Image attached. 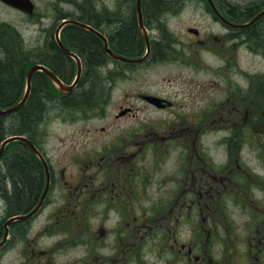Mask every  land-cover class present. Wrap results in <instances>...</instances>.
<instances>
[{"label":"flooded vegetation","instance_id":"af4514ba","mask_svg":"<svg viewBox=\"0 0 264 264\" xmlns=\"http://www.w3.org/2000/svg\"><path fill=\"white\" fill-rule=\"evenodd\" d=\"M31 1V11L16 8L4 0H0V8L14 12L21 20L54 22L70 18L87 21L108 38L115 51L126 50L118 39L122 32L132 31L136 39L129 49L138 54L134 57L146 50L145 35L138 21L137 0H80L79 3L65 0L68 8L78 5L80 11L74 13L65 9L58 14L54 13L56 0ZM170 1L141 0L151 51L146 60L131 63L135 68L167 58L166 48L163 52L156 51L154 43L162 38L167 40L164 30L160 35L164 23L160 24L158 17ZM260 21L254 24L259 23L258 29L264 31V23L261 25ZM248 36L251 37L247 31L226 29L224 35H208L195 38L193 42L197 44L196 51L210 49L215 42L219 48L215 50L217 57L224 59V66L217 73L227 74L229 79L230 75L239 74L241 46L258 51L245 45ZM225 40H230L231 44H222ZM101 42V50L105 51L104 42ZM253 79L249 83L253 84ZM230 81L227 91L240 90ZM256 88L257 93L251 99L246 89L240 90L237 97L226 96L196 108L191 121L186 119L190 113L186 114L176 104L174 94L138 90L132 94V100L122 103L116 115L117 118H133L132 126L118 129L111 140L106 138L111 132L103 126V140L97 151L92 153V147L86 148L81 161L70 160L72 167L77 166L76 172L67 174L65 167L61 168L59 181L63 182V189L59 191L63 201L67 193L66 205L50 208L49 196L37 213L11 223L0 250L10 241H18L21 245L15 257L17 264H264V209L251 207L252 211L247 212L251 220L246 223V233L236 238L232 221L235 219L222 199L232 200L235 189L245 187L238 182L243 177L239 172L243 171L238 153L232 158L233 139L247 145L249 139L245 135L250 131L264 137V73L257 78ZM150 96L161 98L165 105L159 107L149 100ZM146 108L168 113L169 118L151 120ZM204 122L207 125H203ZM210 130L227 131L229 135L221 144L231 155L219 167L214 165L203 144L204 134ZM256 139L253 136L250 140ZM170 149L178 150L175 160L172 158L174 170L162 168L169 158L162 156L169 155ZM185 152L190 156L186 171L182 165H177L179 160H184ZM48 165L49 170L54 171L50 170L54 176L50 173L51 195L57 191L56 176L55 168L51 163ZM169 179L174 181V188L162 190ZM163 181L165 186L161 185ZM160 190L171 194L169 198L161 196L162 205L148 208L140 205L138 208L139 199L153 198ZM71 202L74 206L68 205ZM110 213L114 214L113 218ZM6 221H0V239L5 234ZM221 227L229 236L227 240L222 238ZM238 243L243 245L239 258L236 257Z\"/></svg>","mask_w":264,"mask_h":264},{"label":"rangeland","instance_id":"374dc122","mask_svg":"<svg viewBox=\"0 0 264 264\" xmlns=\"http://www.w3.org/2000/svg\"><path fill=\"white\" fill-rule=\"evenodd\" d=\"M63 1L65 0L55 1L56 11H53L54 13H62V10L65 9H70L74 13L80 11L78 5H75L73 8H68ZM66 1H73L74 3L80 2V0ZM185 1H188V3L183 6L184 0H171L168 2L167 7H165L166 9H162V11L164 10L162 16L158 17L160 24L164 23V26H161L162 31H160V35L164 30L167 39H169V43H167L169 48L166 50L169 52L167 56L169 58L158 62L150 61L147 65H144L145 67L137 66L130 70H125L126 68H124L125 66L122 63L114 62L112 59L105 62L102 67L99 66L97 70H86V66L84 65L83 74L86 73V75L81 88L87 89L89 85L92 86L93 84L94 90L92 94L94 96H92L91 101L94 100V104H97L96 102L98 100L96 107L94 105L87 109L76 107L75 105L69 107L63 106L62 97L65 95L61 91V96L56 95L59 89L55 85L53 94L51 92V94L48 93L44 96L43 93H40L43 97L41 98L42 101L45 100V104L47 103V111L44 114L42 124L38 126V133L34 134V137L44 152L48 163H51V166L55 168V188L57 191L50 195L49 188L43 201V203L46 202L50 196V208L62 207L67 203V193H65L66 198L63 201L61 192L59 191L63 189V182L61 180L59 181L61 168L65 167L67 174L76 172L77 166L72 167L70 160L81 161L84 155L83 151L86 148L92 147V153L97 151L99 143L103 140L101 136L103 126H105V130L108 129V132H111L106 137L108 138L107 140H111L114 133L118 132V129L132 126L134 123L133 118H117L116 115L120 111L121 105L132 100L134 98L132 94L137 93L138 90H162L168 94H174L173 98L178 107L183 109L186 114L190 113V116H186V119L190 121L193 120L192 114L196 108L209 105L214 100H220L226 96L237 97L240 90L244 92L246 89L249 92L250 99L257 93V78L264 73V31L258 29L259 23L254 24V29L246 30L251 37L248 36V42L245 43L246 46L249 45L258 51L252 52L250 49L247 50L241 46L239 48L241 56L238 61V64H240L239 74L230 75L229 78L232 86L234 88L237 86L240 90L229 89L230 91H227V88H229L227 74L217 73L218 69L224 66V59L218 58L215 53V50L219 48L215 42H212L210 49L199 48L196 51L197 44L193 42L196 36L188 31V27L193 26L201 31L200 36H213L215 34L221 36L226 33L227 27L213 15L211 8L203 0ZM215 1L220 10L229 17L226 10L222 7L221 3L223 0ZM231 1H237L238 3L246 5L254 0ZM54 13H51V15ZM60 22V20L53 22L49 21V19L41 21L21 20L14 12L0 8V34L4 31L2 29L3 24L15 25L16 27H14L18 31L20 30L19 32L23 39L22 45L26 48L36 46L43 47L41 49L45 52H57L54 51L55 43L53 42H55L56 27ZM261 23H264V17L261 18ZM5 38L7 39V37ZM222 44H231V41L225 40ZM1 45L2 42L0 43V49L2 47ZM259 45H262V47L258 48ZM63 64L68 65L67 62H63ZM69 65L71 66V64ZM72 69V74L68 71V76H70L68 83L75 77L77 69L76 62L72 66ZM252 78H254L253 84L252 81L249 83ZM146 109L150 111L149 116L151 120L169 118L168 113L163 114L164 112L151 110V108ZM146 115L147 113L141 115L140 118ZM13 117L9 116L7 122L12 123ZM186 124L191 125L190 123ZM203 125H207V123L204 122ZM227 136H229L227 131L212 132L210 130L204 134L203 144L206 145L207 151L212 156L216 167L228 161L231 155L221 144V141ZM253 136H256L259 141H256L257 139L251 141L250 139ZM245 137L249 139L247 145L246 142H237L235 139H233L232 143V158L238 153L239 161L242 164L241 169L243 172H239V175L243 177L238 182L245 187H241L242 190L235 189L236 192L232 200L227 197L222 198L224 205L227 206L228 210H231V214L235 219L232 221L235 223L234 234H237L235 236L236 238L246 233V223L251 220L247 212L252 211L251 207L255 205L260 210L264 209V137L260 133H253V131H250ZM257 144L262 147H258ZM22 152L23 150H19L18 152L17 147L14 146L7 148L6 156L0 160V168L8 171L9 159L15 157V155H20ZM177 152V149H170L169 155L162 156V158L169 157L163 162L162 168L168 170L169 168H173L174 170L175 161L172 158L175 160ZM189 162L190 156L185 152L184 160L182 162L179 160L177 165H182L186 171L189 169ZM52 172L54 173L53 170ZM53 173H51V176H53ZM170 178H173V176ZM161 185L165 186V181ZM172 188H174V181L169 179V184L162 190H171ZM162 190L156 194L158 196L154 193L153 198L144 197L141 200L139 199L138 208L140 205L145 206V208H148L150 205H162V197L169 198L171 196V194L166 195ZM72 198L74 196L71 197V200ZM242 202L245 205L247 204V207ZM68 205L74 206L72 202ZM0 206V216H2V212L4 211L2 201H0ZM109 216L113 218L114 214L110 213ZM10 226L11 224L8 230H10ZM219 230L222 233V238L227 240L229 236L225 233L226 230L223 227ZM20 245L16 240H12L5 245L0 250V264H17L18 259H15V257L18 254ZM236 247L238 251L236 257L239 258V253L242 252L243 245L238 243Z\"/></svg>","mask_w":264,"mask_h":264},{"label":"trees","instance_id":"16d2710c","mask_svg":"<svg viewBox=\"0 0 264 264\" xmlns=\"http://www.w3.org/2000/svg\"><path fill=\"white\" fill-rule=\"evenodd\" d=\"M221 4L232 18L239 19V21L246 18L248 20L264 9V0H254L246 5L237 1L223 0ZM254 27L255 25H252L244 31L254 29ZM4 28L10 32L7 33L4 30L5 32L2 31V34H0V43L2 42L0 49V107L11 106L21 99L25 88L26 73L35 63L46 64L62 80L68 82L70 79L68 71L72 74L74 60L60 50L56 42H53L56 46L54 51L57 50L55 53L45 52L41 49L43 47L26 48L22 45L21 33L14 26L3 24L2 29ZM129 32H122L121 37H119L118 40L122 44L121 46L125 47L126 50L118 52L131 56L134 53L129 48L133 46L136 34L132 31ZM63 33L64 42L81 56L86 70H97L99 66L102 67L105 62H108L109 57L101 50L102 42L96 34L73 24L66 26ZM167 43H169V39L166 40L165 38H162L160 42L155 41L156 51L163 52V48L167 50L169 48ZM63 62H67L68 65L66 66ZM85 75L86 73H82L77 87L62 97L63 106L75 105L87 109L94 105L96 107L98 100L97 104H94V100L91 101L92 96H94L92 94L93 84L92 86L89 85L87 89L81 88ZM54 91V84L48 76L43 71H37L32 79L31 92L27 102L13 113L0 114V146L5 138L15 134H25L39 146L34 137V132L42 124L44 114L47 111V103L45 104V100L42 101L41 98L43 97L40 93L46 96L51 92L53 94ZM60 94V90H57L56 95L61 96L62 94ZM9 116H14L12 123L7 122ZM11 146L17 147L18 152L19 150H23V152L9 159L8 171L0 168V201H2L4 207L3 218L0 216V221L15 214L30 211L39 200L45 184L42 163L25 142L16 140L7 144L0 160L6 156L7 148Z\"/></svg>","mask_w":264,"mask_h":264},{"label":"water","instance_id":"95a60500","mask_svg":"<svg viewBox=\"0 0 264 264\" xmlns=\"http://www.w3.org/2000/svg\"><path fill=\"white\" fill-rule=\"evenodd\" d=\"M5 1H8L12 4H15V5H21V1L20 0H5ZM140 1L141 0H138V7L140 8ZM210 3L212 4L214 10L216 11V13L220 16V18L226 22L227 24L229 25H232V26H235V27H246L250 24H252L255 20H257L259 17H261L263 14H264V10L262 12H260L259 14H257L253 19H251L249 22H246V23H233L231 21H229L228 19H226L218 10L217 8L215 7L214 5V2L213 0H209ZM140 20H141V25H142V16L140 14ZM68 22H72V23H75V24H78L84 28H87V29H90L91 31H93L94 33H96L99 37H101L104 42H105V49L106 51L113 57V58H116V59H121V60H125V61H133L132 59L130 58H127L121 54H118L116 52H114L112 49H110L108 47V42H107V38L98 30H96L95 28L91 27L90 25L86 24V23H83V22H80V21H75V20H67L65 22H62L59 27H58V30H57V40H58V43L59 45L61 46V48L64 50V52L72 57H74L77 61V76H76V79L74 80L73 83L71 84H68V83H65L63 82L53 71H51L48 67H46L45 65L43 64H35L33 65L30 70L28 71L27 73V79H26V90H25V93L23 95V98L17 102L16 104L6 108V109H0V114L1 115H5V114H8V113H11V112H14L16 111L17 109H19L25 102L26 100L28 99V96H29V93H30V90H31V81H32V76L33 74L35 73V71L37 70H41V71H44L53 81L54 83L57 84V86L64 92V93H69L73 88L74 86L78 83V81L80 80V77H81V74H82V62H81V59L80 57L75 53L73 52L72 50H70L69 48H67L63 43L62 41L60 40V37H59V32H60V29L63 27V25L65 23H68ZM190 31L192 32H195V33H198V30L196 28H189ZM144 58V57H143ZM141 58V59H143ZM141 59H138L141 60ZM154 100V99H153ZM157 100V99H155ZM14 139H18V140H22L24 142H26L31 148L32 150L39 156V158L43 161L44 163V166L46 168V172H47V178H48V181H47V187L40 199V201L38 202V204L35 206V208L28 214H24V215H15L13 216L12 218H10L7 222L6 225H8L12 220L14 219H19V218H25L31 214H33L35 211H37L43 200H44V197L46 195V192H47V189H48V186H49V171H48V167H47V163H46V160L43 156V154L40 152V150L34 145V143L28 139L27 137H23V136H11V137H8L7 139H5L2 144H1V148H0V156L1 154L3 153L4 151V148L6 146L7 143H9L10 141L14 140ZM5 238H6V235H5ZM4 238V239H5ZM4 239L0 241V244H2L4 242Z\"/></svg>","mask_w":264,"mask_h":264},{"label":"bare ground","instance_id":"6f19581e","mask_svg":"<svg viewBox=\"0 0 264 264\" xmlns=\"http://www.w3.org/2000/svg\"><path fill=\"white\" fill-rule=\"evenodd\" d=\"M89 25H90L91 27L95 28V26H93L92 24L89 23ZM88 31L91 32V33H93V31H91L90 29H88ZM166 54L168 55L169 52L166 51ZM37 129H38V127L36 128V131L34 132V134L38 133V130H37ZM12 136H15V137H17V136L28 137V136H26L25 134H15V135H12ZM28 139H29V138H28ZM16 140H18V139H14V141H16ZM27 145H28V144H27ZM28 146H29V145H28Z\"/></svg>","mask_w":264,"mask_h":264}]
</instances>
